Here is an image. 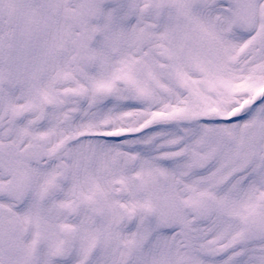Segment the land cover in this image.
Returning <instances> with one entry per match:
<instances>
[{
    "label": "snow or ice",
    "instance_id": "1",
    "mask_svg": "<svg viewBox=\"0 0 264 264\" xmlns=\"http://www.w3.org/2000/svg\"><path fill=\"white\" fill-rule=\"evenodd\" d=\"M0 264H264V0H0Z\"/></svg>",
    "mask_w": 264,
    "mask_h": 264
}]
</instances>
